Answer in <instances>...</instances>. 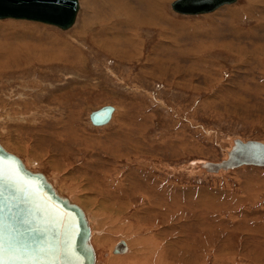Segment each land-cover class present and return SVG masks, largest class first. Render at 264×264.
<instances>
[{
    "label": "rangeland",
    "instance_id": "374dc122",
    "mask_svg": "<svg viewBox=\"0 0 264 264\" xmlns=\"http://www.w3.org/2000/svg\"><path fill=\"white\" fill-rule=\"evenodd\" d=\"M175 1L80 0L68 30L0 20V141L86 213L135 223L149 199L162 206L182 236L172 264H264V167L194 165L224 161L235 140L264 143V0L195 16ZM105 107L114 118L93 125ZM18 108L37 123L19 132L6 120ZM65 123L74 141L57 152Z\"/></svg>",
    "mask_w": 264,
    "mask_h": 264
},
{
    "label": "water",
    "instance_id": "95a60500",
    "mask_svg": "<svg viewBox=\"0 0 264 264\" xmlns=\"http://www.w3.org/2000/svg\"><path fill=\"white\" fill-rule=\"evenodd\" d=\"M80 0H0V19L40 22L70 29ZM237 0H177L181 15H202ZM112 108L92 115L94 123L110 119ZM212 173L241 166L264 167V143L237 140L225 161L212 164ZM89 228L82 209L60 197L44 175L26 170L16 156L0 146V264H92L84 249Z\"/></svg>",
    "mask_w": 264,
    "mask_h": 264
},
{
    "label": "bare ground",
    "instance_id": "6f19581e",
    "mask_svg": "<svg viewBox=\"0 0 264 264\" xmlns=\"http://www.w3.org/2000/svg\"><path fill=\"white\" fill-rule=\"evenodd\" d=\"M9 19H11V18H9ZM0 20H5V19H0ZM14 20H17V19H14ZM31 22H33V21H31ZM24 103L26 104V102H24ZM4 106H5V104H4ZM24 106H26V105H24ZM27 108H30V106L29 107L26 106V109ZM113 108H112V113H111L110 119L108 121L104 122V123H94L92 121V115H91V122H92V124L95 125V126H98V127H103V126H106L107 124H109V122H111V120L114 118L113 116H114V113H115V110H114L115 108L114 109ZM18 109H19V111L21 110L20 108H18ZM31 109L32 108H30L28 110H31ZM99 111H101V110H99ZM20 112L23 115L22 114L14 115V116L7 115V119H6L10 123L14 122V124L16 123L17 125H20L19 132H20V128L21 127L23 129L24 128H31L32 124L35 125V123H37L36 122V119L35 120L33 119L34 113L33 114H25L23 111H20ZM37 116H39V115H37ZM22 124H24V125H22ZM38 124H36V125H38ZM26 125L28 127H26ZM64 127H66V128H65V133H64L63 136H62V131H63L64 128L63 129H60V128L59 129H55V128L52 129V131L54 132L53 134H57V133L60 134V136L58 137V141H56V143L55 142H52L53 141L52 140L51 141L52 143L50 142L51 144H49V146L52 147L51 149L54 148V150H55V148H56L57 149V152H58V149H59L58 147H61V145L62 146L63 145H66V144L70 145L74 141V137H73V135L72 136L70 135V131H69L72 126L68 127L67 124H66ZM6 130L7 129H5V131ZM73 130L75 132V129H73ZM8 136H9V134H8ZM9 139H10V137H9ZM42 140H46V139H42ZM236 141L237 140H235V141L232 142V146L227 151L226 159L225 160H227L229 158V154L235 148ZM1 142L2 141H0V146L8 154L14 155L18 159H20L21 162L23 163V165H24V167H25L26 170H29L33 174H42V173H40V171L38 172V171H36V170H34L32 168L33 165H35V162H36L35 160L32 161V159H29L28 158V160H26L27 162L23 161L19 156L15 155L16 153L13 154L12 152H10L7 149L8 147L6 148L4 145H2ZM30 146L32 147V145H30ZM79 146H81V145L79 144ZM66 147H68V146L66 145ZM17 148H18V146H17ZM22 149H24V148H22ZM69 150H71V149L69 148ZM26 151H28V148H26ZM76 152H74L73 155H71V153H70L69 157L70 156L76 157L77 156L76 155ZM48 153L47 154L50 156V154H51L50 153V150L48 151ZM62 153H64V152H61V154ZM66 153H69V152H66ZM53 158H55V155L53 156ZM74 159H77V158H74ZM29 160H31V161H29ZM71 160L69 161L70 163H71ZM51 162H53V161H51ZM77 162H79V160H77ZM58 163L60 164V163H63V162L62 161H58ZM87 163L88 162L85 163V166L87 165ZM59 164H54V165L56 167L57 165L59 166ZM212 164L213 163H211V162H202V161H199V162H196L194 165H196V167L201 172H204L206 174L209 173V174H212L213 175V173L211 172V169L213 167ZM88 165H92V163L90 162V163H88ZM69 166H71V165H69ZM55 167H54V169H55ZM79 167H80V165H79ZM242 167H246V166H241L239 168H242ZM239 168H236V169H239ZM68 169H70V168H68ZM231 170H235V169L220 170L219 172L214 173V174H223V173L229 172ZM65 171H66V168H65ZM42 175H44V174H42ZM81 175H82V173H81ZM78 176H79V173H78ZM44 177H45L46 181L49 184L52 185L53 190H55V192L60 197L68 199L70 204L76 205V206H78V207H80L82 209V211L84 213V217H85L86 222H87V226L89 228L88 241H86L84 243V246L83 247H84V249H87V250L93 252L94 261H93L92 264H172L173 259H169V255L172 252L171 251V246L173 248L174 247L175 248L178 247V242L177 241H174L172 239L173 238L179 239L182 236H181V233L177 232V230H176L177 227H174V228H171L170 227L169 229H171L172 232H168L169 229L167 230V227L164 226V223L166 224V222H167L166 221V216L167 215L164 213L165 211L163 212L162 206H160V205H158V206L154 205V203L149 199L150 207L148 208L147 211H145L146 209L144 210L145 213L148 216H146V218L144 220L141 219V220L136 221L135 223H133V222L132 223H126L125 220L123 221V219H120V217H118V218H116L113 221L114 218H112L111 216L106 217L104 215V217H105L104 218L102 216V214H106V213H104V212L102 213L101 209H100V211H101L102 214L98 211L99 209H97V210H95V209H89V210H87V213H86V211H84V209L81 207L82 206L81 205L82 203L79 202L80 200L78 201V198L72 199V198H67V197L63 196V194L61 193V191H59V189L56 188V186L54 185V183L51 182V180L49 178H47V176L44 175ZM62 180H64V179H62ZM85 180H86V178L83 179L82 182L85 181ZM87 180H89V179H87ZM88 182H90V181H88ZM76 189H80V191H82L83 189L85 190V188H78V187ZM75 193H76V191H75ZM97 205H99V204H97ZM93 206H96V205H93ZM101 206H99V207H101ZM105 212H106V209H105ZM173 216L174 215H171L170 217H167V218L171 219ZM119 220H122L123 222L121 221L122 222L121 223ZM109 221H111V223H112L111 225H108L109 224ZM118 221L121 224H119L118 226H116V224H117L116 222H118ZM170 221H172V220H169L168 223H171ZM172 226H173V224H172ZM144 231L146 232L147 235H142V232H144ZM119 234L122 235V237L121 238H116V236L118 237ZM169 241H170V243H168ZM175 248H174V250H175ZM179 250L180 249H177L175 252L178 253V256L180 257L181 252Z\"/></svg>",
    "mask_w": 264,
    "mask_h": 264
}]
</instances>
